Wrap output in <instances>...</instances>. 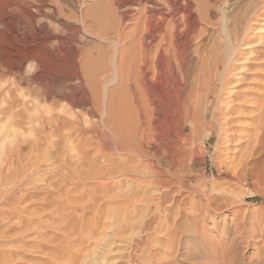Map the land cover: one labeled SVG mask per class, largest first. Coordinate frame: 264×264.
<instances>
[{
    "label": "rangeland",
    "instance_id": "374dc122",
    "mask_svg": "<svg viewBox=\"0 0 264 264\" xmlns=\"http://www.w3.org/2000/svg\"><path fill=\"white\" fill-rule=\"evenodd\" d=\"M25 1L0 0V264H264V192L237 177L261 132L246 130L264 118V0H172L189 12L178 11L189 26L178 32L191 41L165 56L188 91L209 81L188 99L195 122L183 133L175 124L155 156L136 106L121 146L106 125L107 96L137 94L132 79L120 87L114 64L132 39L138 45L146 19L163 25L160 41L172 32V21H156L174 11L171 1ZM74 53L81 79H71ZM53 56L64 59L58 72L45 69ZM240 104L255 110L226 122ZM170 155L172 164L158 159Z\"/></svg>",
    "mask_w": 264,
    "mask_h": 264
},
{
    "label": "bare ground",
    "instance_id": "6f19581e",
    "mask_svg": "<svg viewBox=\"0 0 264 264\" xmlns=\"http://www.w3.org/2000/svg\"><path fill=\"white\" fill-rule=\"evenodd\" d=\"M2 1V0H1ZM4 1V0H3ZM6 1V0H5ZM19 1V0H18ZM29 2V0H27ZM27 1L26 4H27ZM120 1V0H119ZM154 1V0H152ZM151 1V2H152ZM169 1V0H166ZM171 3L168 4H173L174 6V11H164V14L161 15L160 20L156 21H161L160 24L164 23V21H172L171 24H173L172 26V34H168L165 36V38H162L163 40L160 41L159 40V35L161 32H164L163 29L161 28L163 25H159L155 23H153V20L155 19H151L153 17H150L149 20L145 21L144 25L145 29H143V31L146 32V30L149 29V34H146L148 32H143L141 34L143 37L139 38L140 41L138 43L141 44L140 46H142V49L138 46V45H134L137 44L135 43L136 41L131 40V42L129 43V46L127 47V49L125 51H121L119 54V57L117 58L116 63L114 64L115 66V70H116V74L119 78V85L122 89H125V87L128 84L129 79L134 81V89H136L137 94H134L132 99H126V100H120L118 103L116 101H113V97L112 95H108L107 98L109 99V102L107 103V108L109 109V118L106 120V125L110 128L111 132L113 133L114 136H116V138L119 140L121 146H124V143L127 141L126 140V133H125V128H124V124L122 120L125 119H130L131 116H134L135 113L137 112L138 115V121H139V133L142 137L143 140L148 141V145L150 146V151L152 152L150 155L155 156L160 154L159 151L160 149L158 148L159 143L161 140L166 138V135H170L174 125L175 124H180L181 126V132H185L186 131V125L187 123H189L190 121L193 122L192 119L190 118V107L192 105L188 104V99L190 97L193 96V91H195L194 94H198L203 88V84H207L206 82L209 81V78L206 77V75L201 76V78H199V82L196 83V86L194 87L195 90L193 91H188L187 90V82L185 79V75H184V70L181 74V76L178 74V72L176 71V67L174 65H176V63H173V54L172 56H168L169 58H167L165 55L168 54V52L170 53H175L172 52L174 50L171 51L172 48H170L169 46L171 45V47L174 46L172 45L173 43L175 44V47L177 45V47L179 46V43H188L189 40V36L187 33H179L178 29L180 27L181 21L179 19V14L178 11L180 10L181 12V16H185L188 14L185 12L184 8H180V5H176L174 2L172 3V0H170ZM175 1V0H174ZM13 2V1H12ZM57 2V1H56ZM140 2V1H139ZM146 2V1H145ZM160 2V1H159ZM10 3V2H9ZM8 3V4H9ZM20 3V2H19ZM34 3V1H33ZM46 3V2H45ZM131 3H135V2H131ZM164 3V2H163ZM185 3V2H184ZM153 4V3H152ZM162 4V3H161ZM167 4V5H168ZM181 4V2H180ZM13 5V4H12ZM25 5V3H24ZM44 5V4H43ZM149 5V4H148ZM165 6V3L163 4ZM9 8L11 9V7L13 8V6L10 7V5H8ZM17 6V4H16ZM171 8L172 6L169 5ZM53 7V6H52ZM137 7V6H136ZM151 7V6H150ZM154 7V6H153ZM167 7V6H166ZM169 7V8H170ZM184 7V6H183ZM7 8V10L9 9ZM36 8V7H35ZM40 8V7H39ZM159 8V7H158ZM38 9V8H37ZM53 9V8H52ZM57 9V8H56ZM94 9V8H93ZM92 9V10H93ZM97 9V8H96ZM173 9V8H172ZM13 10V9H12ZM19 10V9H18ZM152 10V9H151ZM154 10V8H153ZM168 10V7H167ZM39 11V10H38ZM53 12H55L54 10H52ZM7 12V11H6ZM11 12V11H10ZM36 12V9H35ZM34 12V13H35ZM56 12L58 13V11L56 10ZM96 12V11H95ZM5 13V12H3ZM2 13V14H3ZM9 13V12H8ZM28 13H32V12H28ZM93 13V12H92ZM48 14V13H47ZM152 15H154L153 13H151ZM37 15V13H36ZM35 15V17H36ZM150 15V16H152ZM149 17V15H147ZM30 17H33V15H31ZM54 17V16H53ZM57 17V16H56ZM81 17V16H80ZM1 18H4L1 17ZM20 18V17H19ZM25 18V17H24ZM147 18V17H146ZM6 19V18H5ZM32 19V18H31ZM34 19V18H33ZM47 19V18H46ZM71 19V18H70ZM3 20V19H2ZM13 20V19H12ZM58 20V18H57ZM64 20V19H63ZM84 20V19H82ZM1 21V20H0ZM17 21V20H16ZM43 21V20H42ZM45 21V20H44ZM62 21V20H61ZM185 21V20H184ZM5 22V20L3 21ZM30 22V21H29ZM82 22V21H81ZM2 23V21L0 22ZM20 23V22H19ZM52 23V22H51ZM57 23V22H56ZM61 23V22H60ZM62 23L64 24V22L62 21ZM67 23V21H66ZM74 23V22H73ZM83 23V22H82ZM3 24V23H2ZM6 24V23H4ZM8 24V23H7ZM33 24V23H32ZM40 24V23H39ZM62 24V25H63ZM36 25V24H35ZM43 25V24H42ZM60 25V24H59ZM83 25V24H82ZM14 26V25H13ZM17 26V25H16ZM41 26V25H40ZM46 26V25H45ZM184 26V25H183ZM1 27H4L3 25ZM6 27V25H5ZM38 27V26H37ZM21 28V27H20ZM71 28V26L69 27ZM77 29L79 27H76ZM188 24L185 21V26L184 29H186L188 31ZM42 29V26L41 28ZM39 29V30H40ZM74 29V28H72ZM3 30V29H2ZM8 30V29H7ZM11 30V29H10ZM9 30V31H10ZM30 30V29H29ZM38 30V29H37ZM75 30V29H74ZM151 30V31H150ZM170 30V29H169ZM185 30V31H186ZM31 31V30H30ZM43 31V29H42ZM45 31V30H44ZM73 31V30H72ZM191 31V30H190ZM12 32V31H11ZM32 32V31H31ZM76 31H74V35ZM181 32V31H180ZM3 33V31H2ZM14 33V32H13ZM19 33V32H18ZM23 33V32H22ZM49 33V32H48ZM72 33V34H73ZM8 34V33H7ZM12 34V33H11ZM15 34V33H14ZM13 34V35H14ZM44 34V33H43ZM79 34V33H78ZM146 34V35H145ZM50 34H48L47 36L49 37ZM30 36V35H29ZM32 36V35H31ZM73 36V35H72ZM33 37V36H32ZM66 37V36H64ZM76 36H74L75 38ZM161 37V35H160ZM30 38V37H29ZM45 38V37H44ZM63 38V37H61ZM73 38V39H74ZM17 39V38H16ZM34 39V38H33ZM65 39V38H64ZM67 39V38H66ZM135 39V38H134ZM8 40V39H7ZM13 40V39H12ZM11 40V41H12ZM30 40V39H29ZM46 40V38H45ZM63 40V39H62ZM70 40V39H69ZM75 40V39H74ZM72 41V39L70 40ZM191 41V40H189ZM22 42V40H21ZM46 42V41H44ZM63 42V41H62ZM66 42V41H65ZM18 43V42H17ZM122 43V42H120ZM169 44L168 46L164 45V44ZM25 44V43H24ZM32 44V43H31ZM38 44V43H37ZM58 44V43H57ZM13 45V44H12ZM70 46V45H69ZM125 46V45H124ZM137 46L141 49L138 48V50L136 49ZM181 46V45H180ZM135 47V48H134ZM167 47V48H166ZM169 47V48H168ZM176 47V48H177ZM185 47V46H184ZM188 47V46H187ZM132 50H130V49ZM180 48V47H178ZM76 49V48H75ZM30 50V49H29ZM28 50V51H29ZM42 50V49H41ZM53 50V49H52ZM138 51V53L136 54L135 51ZM140 50V51H139ZM177 50V49H176ZM8 51V50H7ZM76 51V50H75ZM117 51V50H116ZM168 51V52H166ZM166 52V54H165ZM9 53V52H8ZM15 53V52H14ZM53 53V51H52ZM141 53V54H139ZM12 54V53H11ZM36 54V53H35ZM55 55V54H54ZM62 55V54H61ZM170 55V54H169ZM175 55V54H174ZM176 56V55H175ZM34 54L29 56V58H34ZM116 57V56H115ZM37 58V56H36ZM54 59L50 60V61H45L46 65H45V69L48 71H56L58 72L59 69L61 68V66L63 65V61L64 59L61 60V58H59V56L54 57ZM69 58V57H68ZM79 58V57H78ZM25 59V58H24ZM21 62L19 61V63L21 62V67L23 66V64L25 63L24 61H26V59ZM35 59V58H34ZM33 59V61H34ZM40 59V55L37 58V62L39 64V68L38 69H42V65H41V60ZM51 59V58H49ZM48 59V60H49ZM71 59V64L72 67L74 66L75 68V72L73 74L72 72V77L71 79H79L80 75L79 74V70L83 68L79 69V61L77 59V53L72 54V57L69 58ZM36 62V63H37ZM69 63V61H68ZM90 62H88V64L86 65V67L84 68L85 72H86V77L88 78L89 82H91L92 84H95V77L97 75L98 71H95V69H92L90 67ZM113 65V64H112ZM34 66V65H33ZM82 67V66H81ZM113 67V68H114ZM12 69V67H11ZM177 69H179L177 67ZM82 74L84 71H82ZM21 71V69H20ZM46 72V71H45ZM80 72V73H81ZM43 73V72H42ZM47 73V72H46ZM125 73H127L128 79L125 77ZM17 74V73H16ZM34 74H38V73H34ZM49 75L52 73H48ZM46 74L44 73V76ZM67 75V74H66ZM220 75V74H219ZM56 76V75H55ZM68 76V75H67ZM34 77L37 80V77L34 75ZM33 77V78H34ZM41 77H43L41 75ZM46 77V76H45ZM49 77V76H48ZM59 77V76H58ZM115 77V76H114ZM40 78V77H39ZM52 78V77H49ZM54 78V77H53ZM50 79L51 80H55V79ZM56 78V77H55ZM83 78V75H82ZM219 78V77H218ZM217 78V79H218ZM223 78V77H222ZM42 79V78H41ZM40 79V80H41ZM58 79H62L64 81L63 77H60ZM70 79V80H71ZM81 79V78H80ZM127 79V80H125ZM46 80V79H45ZM43 80V81H45ZM62 80H57V84L62 83ZM67 80V78H66ZM69 80V79H68ZM84 80V79H83ZM197 80V81H198ZM227 80V79H226ZM76 81V80H75ZM79 82V80H77ZM219 81V80H218ZM49 82V80H48ZM83 82V81H82ZM44 83V82H43ZM52 83V81H51ZM81 83V81H80ZM217 83V82H216ZM219 83V82H218ZM217 83V84H218ZM227 83H229L227 81ZM50 84V82H49ZM97 84V83H96ZM223 84V83H222ZM132 85V84H131ZM46 87V86H45ZM50 87V86H49ZM51 87H53L51 85ZM216 88V86H215ZM217 90V89H216ZM50 91V88H49ZM48 91V92H49ZM53 92V90L51 91V93ZM125 92V91H123ZM215 92V91H214ZM50 93V94H51ZM135 93V92H133ZM210 93V92H209ZM53 94V93H52ZM124 96V95H123ZM126 96V95H125ZM128 96V94H127ZM198 96V95H197ZM196 96V99L198 98ZM131 97V96H129ZM215 97V96H214ZM51 98V96H50ZM134 99V100H133ZM194 99V98H193ZM195 99V100H196ZM238 99L241 100V97H239ZM214 100V99H213ZM108 101V100H107ZM212 101V100H211ZM262 101V100H261ZM211 103V102H210ZM228 103V102H227ZM253 103V102H251ZM257 103V102H256ZM259 103V102H258ZM261 103V102H260ZM192 104V103H190ZM197 104V103H196ZM234 104V103H233ZM195 105V104H194ZM255 105V104H254ZM253 105V106H254ZM134 106L137 107V111L135 112V108ZM190 106V107H189ZM214 106V105H213ZM257 106V105H256ZM255 107V106H254ZM251 107L250 105L247 104H240V105H231L229 106V110H228V114L229 115H233L230 116L229 119L226 120V122L229 123H235L238 122L240 120H242V118H246V116L249 115V113L251 111H254L255 108ZM258 108V106H257ZM260 108V107H259ZM258 108V109H259ZM197 109V107H196ZM262 109V108H261ZM264 110V107H263ZM119 112V113H118ZM193 112V111H192ZM195 112V111H194ZM232 113V114H231ZM219 114V113H218ZM131 115V116H130ZM193 115V113H192ZM235 115V116H234ZM260 115V114H258ZM201 116V115H200ZM218 116V115H216ZM253 116V115H252ZM250 117V116H249ZM254 117V116H253ZM259 117V116H258ZM261 117V116H260ZM191 118H194L191 116ZM200 118V117H199ZM202 119V118H201ZM252 119V117H251ZM190 120V121H189ZM245 120V119H244ZM258 120V118H257ZM189 121V122H188ZM113 122V125H112ZM195 122V121H194ZM193 122V123H194ZM255 122V120H254ZM261 120L258 122L256 121V123L251 124V126L246 130V133H250V132H255V131H259V127L261 129V132H258V138L257 141L255 142V146L256 148H254L255 150L253 151L252 149H250V151L252 150L253 152L251 154H245V155H251L249 160L244 159L246 158L244 156V158L241 157V168L238 172V180L239 182H242L244 184H246V182H248L249 179L253 180V183L256 185V187L260 188L263 192H264V118H263V123L261 126ZM193 123L191 125H193ZM200 122L196 121V123L194 124V129L198 128V124ZM258 123V124H257ZM260 123V125H259ZM201 125V124H200ZM231 125V124H230ZM204 126V125H203ZM193 127V126H192ZM212 128V127H211ZM232 128V127H231ZM228 129V128H227ZM177 130V129H176ZM192 130V132H193ZM220 131V130H219ZM194 135V134H193ZM196 135V134H195ZM245 135V134H244ZM244 135L242 137H244ZM250 136V134H249ZM165 137V138H164ZM183 137V135H182ZM240 137V138H242ZM153 140H150V139ZM169 138V137H168ZM186 138V137H185ZM184 138V139H185ZM249 138V137H248ZM171 139V137H170ZM180 139H182L180 137ZM150 140V141H149ZM173 140V139H172ZM249 141V139H247ZM253 140V139H252ZM164 141V140H163ZM242 141V139L240 140V142ZM182 142V140H181ZM244 142V140H243ZM144 143V142H143ZM147 143V142H146ZM192 143V142H191ZM197 143V142H195ZM168 144V143H167ZM172 144H174V142H172ZM171 144V145H172ZM240 144V143H239ZM244 143H241L240 146L241 148H243V152L246 151L244 150L243 146ZM170 147V143L168 144ZM188 145V144H187ZM195 145V144H194ZM146 146V145H145ZM239 146V147H240ZM246 146V145H245ZM198 147V146H197ZM247 149V147H245ZM191 149V148H190ZM154 150V151H153ZM202 150V149H201ZM241 150V149H240ZM191 151V150H190ZM247 152V151H246ZM157 153V154H156ZM192 154V153H191ZM242 154V152H241ZM146 156V155H145ZM190 156V155H189ZM243 156V154H242ZM178 157V156H177ZM176 158V157H175ZM158 159L160 162H162L163 160H166V162L172 164L174 163V156L170 155V156H164V157H160L158 156ZM247 160V161H246ZM239 164V163H238Z\"/></svg>",
    "mask_w": 264,
    "mask_h": 264
}]
</instances>
